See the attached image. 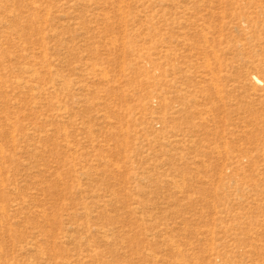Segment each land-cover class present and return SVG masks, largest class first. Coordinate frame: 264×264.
Wrapping results in <instances>:
<instances>
[{"label":"rangeland","instance_id":"obj_1","mask_svg":"<svg viewBox=\"0 0 264 264\" xmlns=\"http://www.w3.org/2000/svg\"><path fill=\"white\" fill-rule=\"evenodd\" d=\"M0 264H264V0H0Z\"/></svg>","mask_w":264,"mask_h":264},{"label":"bare ground","instance_id":"obj_2","mask_svg":"<svg viewBox=\"0 0 264 264\" xmlns=\"http://www.w3.org/2000/svg\"><path fill=\"white\" fill-rule=\"evenodd\" d=\"M255 79V78H254ZM257 81V80H256ZM257 82H259V81H257Z\"/></svg>","mask_w":264,"mask_h":264}]
</instances>
